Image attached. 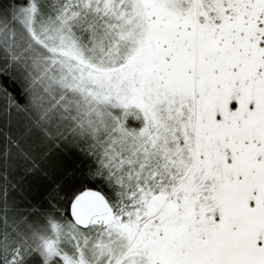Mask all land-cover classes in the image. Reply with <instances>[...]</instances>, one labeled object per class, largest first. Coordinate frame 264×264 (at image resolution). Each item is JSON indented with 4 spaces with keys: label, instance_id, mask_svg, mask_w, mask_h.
<instances>
[{
    "label": "snow or ice",
    "instance_id": "1",
    "mask_svg": "<svg viewBox=\"0 0 264 264\" xmlns=\"http://www.w3.org/2000/svg\"><path fill=\"white\" fill-rule=\"evenodd\" d=\"M0 264H264V0H0Z\"/></svg>",
    "mask_w": 264,
    "mask_h": 264
}]
</instances>
